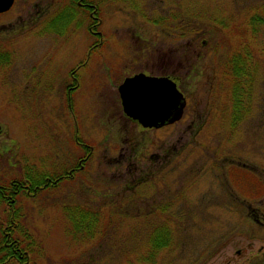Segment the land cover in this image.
Instances as JSON below:
<instances>
[{
	"label": "rangeland",
	"instance_id": "obj_1",
	"mask_svg": "<svg viewBox=\"0 0 264 264\" xmlns=\"http://www.w3.org/2000/svg\"><path fill=\"white\" fill-rule=\"evenodd\" d=\"M87 1L104 5L93 63L106 64L115 82L105 70L83 72L71 113V72L100 39L47 32L43 12L63 0H15L0 14V187L17 185L0 194V241L19 216L30 251L21 264H259L264 22L254 17L263 0ZM141 72L171 75L187 98L180 120L143 134L125 118L118 90ZM78 128L95 152L86 171L57 187V173L84 154ZM138 143L142 163H131ZM23 186L21 197L9 194ZM73 206L98 211L103 233L75 232L66 216Z\"/></svg>",
	"mask_w": 264,
	"mask_h": 264
},
{
	"label": "flooded vegetation",
	"instance_id": "obj_2",
	"mask_svg": "<svg viewBox=\"0 0 264 264\" xmlns=\"http://www.w3.org/2000/svg\"><path fill=\"white\" fill-rule=\"evenodd\" d=\"M64 3L63 5H59L56 7V11L54 10H45L43 12V18L45 19V28L47 30L48 33L51 34H55L57 37L60 38H70L71 36H73L74 34L78 33V30H84L83 32L86 31V33L90 36V38H97L100 39L99 43H95L92 46V49H89V51L87 52L86 55V61L84 63L79 64V66L75 69L72 70L71 75H70V81H69V85L67 88V101L69 103V108L68 110L70 111V113L72 112V99H73V95L76 94L78 87H80V84L82 82V73L90 71L91 69H100V71H106L107 72V76L108 78L115 82V79H112L114 76L112 75V73L110 72L111 69L109 70L106 66V64H96L93 63V60L96 61V57H97V51L99 49V47L102 49V45L104 43V32H106L105 26L104 24L105 22V18L103 16V6L102 4H94L91 2H88L87 0H63ZM66 2V3H65ZM103 3V2H102ZM54 11V12H53ZM104 26V29H103ZM83 28V29H81ZM86 29V30H85ZM106 53H104V50L102 51V56H105ZM164 57H167V55L165 54ZM109 73V75H108ZM138 74H145L146 76H150V77H156V78H169L172 81H174L178 88L180 89V91L182 92V89L180 87V81H178L177 79L173 78L171 75H161V76H157V75H149L146 74L144 72L141 73H136L132 76H128L126 77L123 82L120 84V86L128 79V78H132L135 75ZM119 86V88H120ZM118 88V90H119ZM183 93V92H182ZM184 94V93H183ZM185 96V94H184ZM119 98H120V104H121V110L125 116L126 119H128L129 121L134 122L135 124H137L139 126V132L141 134L145 133L146 131H153V130H161L163 128H166V126L160 127V128H145L143 127L138 121L132 119L131 117H129L124 109L123 106V101H122V97L119 91ZM187 100V98H186ZM121 112V113H122ZM77 135L75 136L74 139V144L80 148L83 151V155L79 158L77 163H74V165H72L71 167H69L67 170H60L57 175H56V181L53 182V184H55L57 187H59V185L61 183H63L66 179L73 180L79 173H82L84 171H86L87 165L89 163V161L91 160V157L93 155V153L95 152V146H91L87 143H85L82 138L80 137L79 134V128L76 130ZM134 149H138L139 151L137 152V157L138 159H134L133 162L131 163H142L141 158L139 157L140 152L142 150L141 144H135L133 145ZM167 156V155H165ZM122 161L119 163H127L125 161L127 155L126 153L122 154ZM165 163H168L167 161ZM146 177H148V174L143 176L142 178L139 179V182H143L146 180ZM29 180H33V179H29ZM47 181H49L48 179H46ZM46 183L43 182V187L41 186H36L34 189V194L39 190V189H44L46 187ZM50 183H52L50 181ZM49 184V183H48ZM17 187V185H15V183L13 181L10 182V185H8L7 187L3 188L0 187V194L5 193L7 194V189L8 188H13V187ZM27 188L29 189L28 186H23V189H17V191H13V192H9V194L15 197L18 196H22L24 195L22 193V191H24V189ZM12 193V194H11ZM20 196V197H21ZM4 197V196H3ZM19 197V198H20ZM12 204H14V201ZM19 224L17 223V220H14L11 222V228L8 230V232L4 233V238H2V241H0L1 247L2 248V253H3V257L1 259V264H21L24 261H26V257H28L30 251L26 248V246L22 247L21 246V240L17 239V237L20 236H24L25 238L28 236L26 235V229L23 225L22 226V230L21 231H17V229H19ZM10 227V226H9ZM23 234H22V233ZM164 237H167V240L169 239V234L164 235ZM166 240V242H167ZM165 244V243H164ZM154 245H156V243H154ZM24 259V260H23ZM259 264H264V251H263V257L260 261Z\"/></svg>",
	"mask_w": 264,
	"mask_h": 264
},
{
	"label": "water",
	"instance_id": "obj_3",
	"mask_svg": "<svg viewBox=\"0 0 264 264\" xmlns=\"http://www.w3.org/2000/svg\"><path fill=\"white\" fill-rule=\"evenodd\" d=\"M15 0H0V14ZM126 114L145 128H160L180 120L187 104L177 84L169 78L139 74L119 88ZM1 129V127H0Z\"/></svg>",
	"mask_w": 264,
	"mask_h": 264
},
{
	"label": "trees",
	"instance_id": "obj_4",
	"mask_svg": "<svg viewBox=\"0 0 264 264\" xmlns=\"http://www.w3.org/2000/svg\"><path fill=\"white\" fill-rule=\"evenodd\" d=\"M259 5H260V7H258L257 10L262 11L263 14L261 13V15L259 17H256L258 14L255 15L254 19L264 22V0L261 1V4H259ZM241 72L242 71L237 72V75H236V77L238 78V79H236L237 84L242 82V80L244 78L241 75ZM235 87L240 89L241 84H238ZM67 210L69 212L66 213V216L69 219V222L71 223V225L73 226L75 232L80 233V234H86L87 236H90V237H93L96 234L101 233L103 224H102L101 215L98 211L88 210L87 208L85 209L84 207H81V206H73L72 208H67ZM16 220H17V223L20 225L19 229H17V231L18 230L21 231L22 230V226H21L22 219L19 216H17ZM102 233H103V231H102ZM22 238H23L22 236L17 237V239H20L22 242L21 246L24 247L25 241H23ZM163 238H165V237H163ZM165 247H168L166 241L161 242V243L157 242L156 245H152L151 250L156 253L157 251L162 250Z\"/></svg>",
	"mask_w": 264,
	"mask_h": 264
}]
</instances>
